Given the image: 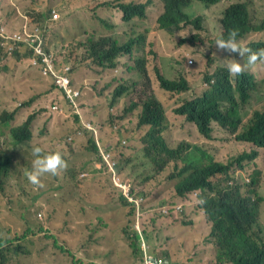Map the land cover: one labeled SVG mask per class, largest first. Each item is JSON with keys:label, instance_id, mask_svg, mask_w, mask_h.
Wrapping results in <instances>:
<instances>
[{"label": "rangeland", "instance_id": "rangeland-1", "mask_svg": "<svg viewBox=\"0 0 264 264\" xmlns=\"http://www.w3.org/2000/svg\"><path fill=\"white\" fill-rule=\"evenodd\" d=\"M114 2L116 1L0 0V26L4 24L11 29L18 26L22 21L20 15H26L39 24L42 21L39 15H46L54 10L60 17L58 22L50 23L49 19L44 20L54 27L51 43L55 47L69 45L68 50L71 53L74 43H86L89 38L98 39L104 36H113L122 44L131 38V31H136L137 24L141 21L123 23L122 14L116 7H100L101 4ZM151 2L147 18L142 22L147 30H152L154 22L163 12L162 0ZM235 2H249L255 22L264 20V0H221L210 9L193 2L186 9V13L191 20L197 17L201 19L199 29H194L191 25L175 35L154 30L151 42L145 43L132 58H119L116 69L101 68L98 78L91 72L84 78L97 81L93 80L88 90L83 91V117L93 128L99 126L104 147L111 144L116 146L114 151L120 162L122 177L126 178L133 191L146 200L151 209L159 207L162 199L171 202L169 204L184 202L183 199L179 200L174 192L176 181L168 179L175 173L176 166L181 168L183 163L170 162L162 172H156L150 161L142 157L141 137L147 128L137 127L139 111H126L131 99L137 101L138 94L146 87L144 81L139 79L130 67L134 65L137 57L146 56L151 51L150 45H153L156 57L149 56L148 64L151 83L157 82L154 67H158L169 80H177L180 77L189 80V91L174 100L160 88L157 89V97L166 98L164 109L167 124L169 127L170 123L172 127L167 133L169 147L175 148L184 141H198L195 126L186 122L184 117L176 116L173 111L182 100L202 95L205 90V70L211 75L217 67H226L223 59L227 54L216 47L220 36L218 20L223 9ZM190 34L199 35V46L178 47V38ZM254 37L263 39L264 34ZM26 54L24 51L15 52L11 58L6 59L0 51V152L14 157L15 164L11 170H16L15 181L3 192L5 198H0V241L8 240L11 246L19 243L27 253L9 257L7 264H74V260L81 264H140V257L136 256L130 245L129 235L132 234L127 203L121 200L123 196L115 181L111 183V180H108L99 169V159L90 152L93 149L89 140L94 136L77 135L78 127L74 116L69 118L68 111L65 114L62 110L58 112L59 105L63 103L59 91L50 82V78H40L39 71L29 65L28 61H23ZM31 57L32 53L29 54L30 59ZM82 57L83 49L78 48L74 59ZM70 58L73 59L71 55ZM85 65L90 71H93L94 67L100 68L91 61H87ZM247 71H252L257 79V90L253 93L251 101L242 108L241 114L245 124L255 110L261 109L259 105L264 102V63L257 62ZM133 81L137 83L132 86ZM120 85L129 87L128 93L112 103L113 92ZM4 113L12 114L9 123L2 122ZM32 113L37 116L29 127L32 134L30 143L13 145L8 137L10 130L24 125ZM118 125L123 132L112 131ZM213 125L216 138L213 144L222 148L223 154L237 156L244 151L253 150L251 146L237 142L234 136L219 135L217 126L215 123ZM67 137H72L73 141L68 143ZM119 140H126L127 146L123 148L118 144ZM34 147H41L45 154L59 151L68 163L67 170L60 175L42 176L43 188L32 185L25 175L32 168ZM223 154L219 155L221 162L226 159ZM254 161L255 167H247L239 175L245 178L254 169L260 170L262 184L259 196L264 197V149L260 150L259 158ZM234 176L238 177L237 167ZM187 202L180 213L183 214L179 217L177 214V218L172 215L157 216L154 212L147 217L145 235L154 256L159 254L163 259L165 257L177 264H187L190 263L187 262L188 254L201 247V241H195L193 237H200L201 232L206 229L203 211L195 207L197 205L193 196L187 198ZM185 208L187 210L184 213ZM184 214H189L187 226L181 222L185 219ZM167 225L170 229L161 231ZM261 226L264 228V220H261ZM23 234H26L23 240L15 239ZM166 235L170 236L169 241H166ZM49 237L58 240V244L63 247L62 251L53 246ZM177 238L182 241L178 243ZM165 242H168L169 246H162ZM163 247L165 249H162ZM213 254L214 249L209 247L208 255H204L203 259L209 264H214Z\"/></svg>", "mask_w": 264, "mask_h": 264}, {"label": "trees", "instance_id": "trees-1", "mask_svg": "<svg viewBox=\"0 0 264 264\" xmlns=\"http://www.w3.org/2000/svg\"><path fill=\"white\" fill-rule=\"evenodd\" d=\"M115 1L114 3L101 4L100 7L106 6L109 9L116 7L122 14V22L126 24L134 20L143 22L147 18V10L152 3L151 0ZM220 1L162 0L163 12L156 19V29L169 35H175L191 25L194 29H199L201 19L197 17L191 20L186 13V9L193 2L210 9L211 6L218 4ZM53 11L48 12L46 15H39V18H42L39 24L35 23L30 17H26L30 25H37L41 29L43 45L46 50L53 49L56 51L62 57V64L69 66L71 69L66 74L70 81L69 89L79 94L78 96L73 95V98L70 99L66 91L58 90L54 86L59 91L60 99L63 100V103L59 105L58 112L62 110V113L65 114L68 111L70 113L69 118L74 116L78 127L77 135L91 134L94 136L89 140L93 149L90 152L102 163V171L106 174L110 173L111 163H114L112 165L113 169H118L121 175L120 162L114 151L116 146L111 144L104 147L105 143L101 141L99 126H95L93 129L89 128V124L91 126L92 124L82 115L81 98L83 91L84 89L88 90L87 88L93 80L97 81V79L84 78L87 77L89 72L95 74L98 78L101 68L116 69L119 58H132L133 53L135 51L139 52L144 46L146 32L131 31V38H128L122 44H119L113 36H104L98 39L89 38L86 43H74L70 53L68 50L69 45L55 47L51 43V33L54 31V27L45 23V20L51 18ZM218 24L220 29L218 39H227L229 33L236 29L239 32L237 40L241 47L249 48L252 51L264 49V38L254 37L258 34H264V20L255 22L249 2L231 3L226 9H223ZM22 25L23 20L15 28L21 30ZM200 41L198 34H190L182 38L179 37L177 46L193 48L199 46ZM150 47L151 51L146 56L137 57L134 60V65L130 67L137 73L138 78L144 81L146 88L138 94L137 101L131 99L126 112L139 111L137 127L147 128L141 137L142 157L146 161H150L156 172H162L170 162L183 163L181 168L176 166L175 173L168 177L169 180L176 181L174 192L180 198L179 200L183 199L187 205V198L193 196L195 192H199L195 198L197 205L195 207L203 211L202 215L206 221V229L201 232V236L198 237L200 239L193 237L195 241H201V247L188 254L187 262L191 264H209L203 259V256L208 255V249L212 247L214 249L212 258L214 264H264V228L261 226V220H264V197L259 196L262 173L260 170L254 169L245 178L239 175L247 167L256 166L254 160L259 158L260 150L264 149V102L259 105L261 109L252 113L246 124L241 114L242 108L251 101L253 93L257 90V79L252 71H245L240 76L231 77L227 67H217L211 75L207 74V70H205L203 73L205 75L203 78V88L205 90L202 95L182 100L173 111L176 116L184 117L186 122L195 126L198 141H184L175 148H170L167 143V133L169 129L171 131L172 127L170 123L169 127L167 124V114L164 109L166 98L162 96L159 99L157 89L160 88L163 92L168 93L170 99L174 100L182 93L189 91L191 86L189 80L185 77L169 80L163 76L158 67L153 68L158 83H151L148 70L149 56L156 57V53L153 50L154 46L150 45ZM78 48L83 49V57L74 59ZM70 55L73 57L72 60ZM24 58L28 59L29 55H24ZM87 61H91L93 65L100 68L94 67V70L90 71L85 65ZM244 62H247V56L244 57ZM251 67L248 70H251ZM56 74H62L60 69H57ZM31 76L33 77V75ZM50 82H53L52 79H50ZM136 83L137 81H133L132 86ZM94 84L97 85V82ZM128 89L129 87L124 85L117 87L113 92L111 102L115 103L128 93ZM66 108L68 110H65ZM73 109L77 110L78 113H75ZM36 116V113H32L28 116L24 125L10 130L8 137L13 145L30 143L32 134L29 127ZM10 119H12V114H2L1 120L3 123H9ZM213 123L217 126L219 135L234 136L237 142L247 144L253 150L250 152L244 151L237 156H232L229 153L223 154L221 152L222 148L220 149L213 144V141L216 140L214 138L215 126ZM112 131L118 133L123 132V129L118 125ZM66 141L70 143L73 138L67 137ZM126 143V140L118 141V144L123 148L127 146ZM220 154H223L226 158L223 162L219 161ZM103 155L108 158L107 162L104 160ZM14 164L15 159L13 156L3 151L0 152V198H5L3 192L8 186L11 187L15 181L16 170H11ZM236 167L237 178L234 176ZM233 168L235 170L232 171ZM116 173L118 174V172ZM121 200L127 203L123 197H121ZM169 203L162 199L159 207L151 209L145 200L142 205L143 217H137L134 208L127 203L132 234L129 235L130 245L136 256L140 257V264H143L141 240L139 232H134V225H142L143 234L146 238V220L153 212L157 216H163L160 214L162 208L166 205H175ZM186 210L187 208H185L184 213ZM177 214L179 217L183 213ZM171 215L173 218H177L175 211L172 209L167 216L171 217ZM187 216L189 214H184L185 219L181 221L186 226L189 225ZM167 229H170L168 225L164 226L161 231ZM169 237V235L165 236L166 241H169ZM16 238L21 241L26 238V234ZM49 238L52 239L53 246L56 249L60 251L63 248L58 244L56 238ZM177 241L180 243L182 239L177 238ZM9 244L10 241L8 240L0 241V247H3L0 249V264H7L9 257L27 254L19 243L15 246ZM5 245L7 246L5 247ZM162 246H169V243L165 242ZM162 249H165V247ZM159 256L161 255H156V257ZM164 260L167 261V264H177L165 257ZM74 264L81 263L74 260Z\"/></svg>", "mask_w": 264, "mask_h": 264}, {"label": "built area", "instance_id": "built-area-1", "mask_svg": "<svg viewBox=\"0 0 264 264\" xmlns=\"http://www.w3.org/2000/svg\"><path fill=\"white\" fill-rule=\"evenodd\" d=\"M22 18L23 25L21 30L15 28L11 29L5 25L0 26V50L6 52L8 55L23 51L32 53V57L29 60L30 65L39 71L41 78L52 79V84L58 90L66 91L67 96L70 99L73 98V95L78 96V92L69 89L70 81L66 74L71 71L70 67L62 64V57L56 51L53 49L46 50L43 45V38L39 26L30 25L26 16H22ZM59 18V14L56 11H53L49 22H57ZM189 63L191 64L192 61H189ZM57 69H60V72L62 73L61 75L56 74ZM74 112L78 113L77 110H74ZM89 128L93 129L90 124ZM104 158L107 162L108 158L105 156ZM113 164L114 163H111L112 172L114 171L112 167ZM113 180L126 202L134 208L135 215L137 217H143L144 212H142V205L144 204L145 199L138 192L133 191L128 182L124 181V184H122L118 175H114ZM194 196L196 197L197 193H194ZM182 208V203L177 205H166L161 209L160 214L167 216L171 209L180 213L182 212ZM134 230L136 233L139 232L140 234L141 249L143 251V264H167L166 260L152 254L149 243L144 239L142 225L135 224Z\"/></svg>", "mask_w": 264, "mask_h": 264}, {"label": "clouds", "instance_id": "clouds-1", "mask_svg": "<svg viewBox=\"0 0 264 264\" xmlns=\"http://www.w3.org/2000/svg\"><path fill=\"white\" fill-rule=\"evenodd\" d=\"M20 16L22 18V16H26V15H20ZM121 17H122V15H121ZM22 20H23V18H22ZM5 26H7V25H5ZM154 30H157L156 26L152 27V32H154ZM238 35H239L238 30L233 29L229 33L227 39L220 38V39H217V41H216L217 49L227 54L223 60L226 63L228 73L231 77H237V76L242 75L251 66L256 65L257 62L264 63V49L252 51L249 48L241 47L239 41L237 40ZM145 38L147 39V36H145ZM0 51L2 52L3 56L6 59H9L14 55V54L8 55L6 52H3L2 50H0ZM27 54L29 55L30 52ZM245 56H247V62L246 63L244 62ZM29 60H30V58H28V59L26 58L23 61H28L29 65H30ZM32 155L34 157V159L32 161V168L30 171H27L25 173V175H26L27 180L32 185L36 186L37 188H43L44 187L43 183L41 182L42 176H44L46 174H50L52 176H58L63 171H66L68 168V163H67L66 159L64 158L62 153L59 151L49 153V154H45L41 147H34L32 149ZM103 158H104V155H103ZM104 160H105V158H104ZM99 163H100L99 169L102 170L103 165L101 162H99ZM116 172H118V174ZM104 175H106L108 177V179L111 180V183L114 181L113 180L114 175H118L122 182H124V181L128 182L126 180V178H123L119 174L118 169H115L113 172L110 171V173H108V174L104 173ZM84 176L85 175H82V177H84ZM195 193H197V196H198L199 192H195ZM193 197L196 198L194 196V194H193ZM199 202H201V201H199ZM179 203H181V202L179 201V202L175 203V205H177ZM182 205L186 206V203L182 202ZM182 210H183V208H182ZM175 215H177V212H175ZM134 232L136 233L135 230H134ZM144 239L146 240L147 243H149L148 240L145 238V236H144ZM142 256H143V251H142Z\"/></svg>", "mask_w": 264, "mask_h": 264}, {"label": "crops", "instance_id": "crops-1", "mask_svg": "<svg viewBox=\"0 0 264 264\" xmlns=\"http://www.w3.org/2000/svg\"><path fill=\"white\" fill-rule=\"evenodd\" d=\"M156 24V21L154 22L153 24V27L155 26ZM136 32L140 33V32H146V36H147V39L145 41V43H150L151 42V39H152V36L154 35V32H151V29L150 30H147V28H145L142 24V21L141 23H138L137 24V27H136Z\"/></svg>", "mask_w": 264, "mask_h": 264}]
</instances>
